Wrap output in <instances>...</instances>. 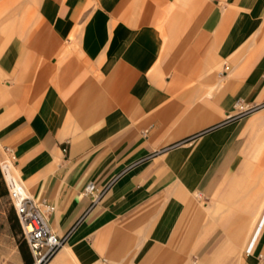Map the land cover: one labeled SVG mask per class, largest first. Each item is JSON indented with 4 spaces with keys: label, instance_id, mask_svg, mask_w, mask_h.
Segmentation results:
<instances>
[{
    "label": "crops",
    "instance_id": "0c3cea01",
    "mask_svg": "<svg viewBox=\"0 0 264 264\" xmlns=\"http://www.w3.org/2000/svg\"><path fill=\"white\" fill-rule=\"evenodd\" d=\"M0 147L46 264H264V0H0Z\"/></svg>",
    "mask_w": 264,
    "mask_h": 264
},
{
    "label": "built area",
    "instance_id": "2783aa9c",
    "mask_svg": "<svg viewBox=\"0 0 264 264\" xmlns=\"http://www.w3.org/2000/svg\"><path fill=\"white\" fill-rule=\"evenodd\" d=\"M5 151L7 160L0 162V166L20 224L21 234L31 251L34 264H46L65 240L64 237L57 235L49 225L48 215L54 211V207L38 202L33 197L18 173L13 153L9 149ZM10 170L17 174L7 178L5 171L9 173ZM93 190L94 184L89 183L84 193L91 194Z\"/></svg>",
    "mask_w": 264,
    "mask_h": 264
},
{
    "label": "rangeland",
    "instance_id": "374dc122",
    "mask_svg": "<svg viewBox=\"0 0 264 264\" xmlns=\"http://www.w3.org/2000/svg\"><path fill=\"white\" fill-rule=\"evenodd\" d=\"M3 152L0 153V162L6 158ZM16 217L0 166V264H23L19 247L25 241Z\"/></svg>",
    "mask_w": 264,
    "mask_h": 264
},
{
    "label": "bare ground",
    "instance_id": "6f19581e",
    "mask_svg": "<svg viewBox=\"0 0 264 264\" xmlns=\"http://www.w3.org/2000/svg\"><path fill=\"white\" fill-rule=\"evenodd\" d=\"M0 148H1V147H0ZM5 160H7V156H6V158H5L4 160H2L1 162L5 161ZM5 173H6V177H7V178H9V177H11V176H16L15 171H13V170H10L9 173H7V171H5Z\"/></svg>",
    "mask_w": 264,
    "mask_h": 264
},
{
    "label": "trees",
    "instance_id": "16d2710c",
    "mask_svg": "<svg viewBox=\"0 0 264 264\" xmlns=\"http://www.w3.org/2000/svg\"><path fill=\"white\" fill-rule=\"evenodd\" d=\"M16 220H17V223H18V218H17V217H16ZM18 224H19V223H18ZM24 241H25V240H24ZM25 242H26V241H25ZM25 258H26V257H25ZM25 260H26V259H25ZM27 264H30V263L27 262Z\"/></svg>",
    "mask_w": 264,
    "mask_h": 264
}]
</instances>
